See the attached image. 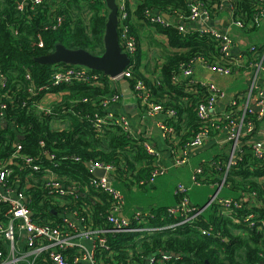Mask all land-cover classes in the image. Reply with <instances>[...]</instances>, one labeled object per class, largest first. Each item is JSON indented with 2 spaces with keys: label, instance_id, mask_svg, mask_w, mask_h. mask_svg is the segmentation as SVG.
Wrapping results in <instances>:
<instances>
[{
  "label": "trees",
  "instance_id": "trees-1",
  "mask_svg": "<svg viewBox=\"0 0 264 264\" xmlns=\"http://www.w3.org/2000/svg\"><path fill=\"white\" fill-rule=\"evenodd\" d=\"M124 1L128 17L123 26L137 39V50L131 62L133 77L145 80L152 96L157 101H164L166 109L177 112V121L169 119L167 122L175 127L180 145H185L200 130L201 121L196 109L207 99L208 92L205 88L191 85L188 79H175L183 64L193 61L195 69L201 67L195 60L199 57L208 62L219 60L221 46L207 34L202 35L198 31L183 34L174 25L163 27L148 21L147 10L184 19L190 14L194 0ZM197 1L204 4L213 21L224 16L223 0ZM133 2L136 5L132 6ZM230 5L233 9L231 19L239 22L240 28L246 32L254 30L258 21L264 18V0H231ZM107 17L104 0H41L35 5L32 0H25L24 3L0 0V76L6 78L5 84L0 82V102L8 105L5 114L10 120L7 126L0 123V160L15 150L14 142L20 141L24 154L43 158L56 174L69 176L79 184L82 189L71 207L86 209L92 215L94 226L99 227L110 226L107 217L112 204L106 193L93 188L85 189L93 178L87 164L100 162L113 165L114 184L123 192L124 187L128 190L135 186L148 188L155 163V157L147 153L138 137L121 128L114 130L106 127L99 132L93 125L94 115L105 113L100 106L101 99L120 91V84L111 83L105 77L101 78L102 86L83 82L53 86L52 91L57 95L50 103L53 110L48 116L16 106L33 98L28 93L31 85L26 79L28 72H31L35 86H51L54 70L36 59L50 55L58 44L102 55ZM143 25H148L163 38V41L153 38V42L171 51L170 56L151 69L153 73L145 71L143 62ZM236 71L233 68V72ZM85 99L88 101L84 102ZM87 116L91 119L88 120ZM252 119L256 126L255 138L262 120H258L255 114L249 117L247 114L246 121ZM232 120L239 122L240 114L226 120V123ZM212 134L216 138L220 136L218 131ZM243 141L245 145L239 151L237 162L228 172L225 163L229 154L226 148L230 145L215 142V147L224 151L216 155L215 164L204 162L197 174L201 185H213L214 188L222 185L220 195L223 198L240 202L233 214L223 213L222 206L215 203L189 225L163 229L127 244L116 243L109 235L113 254L98 248L97 258L118 264H148L154 255L173 253L175 256L169 264H264V227L259 229L260 221L264 220V158L257 157L253 146L246 144V139ZM42 142L44 146H41ZM47 154L54 158L48 159ZM42 192V189L38 191L39 199ZM95 197L101 202H97ZM195 207L202 209L205 206ZM37 208L40 209L39 206ZM168 208L144 210L151 215L148 224H171L179 219L168 214ZM43 210L45 213L40 214L43 221H52L54 225L60 222L58 207L53 206L51 210L47 206ZM250 215L255 216L253 221L257 223L254 227L249 226ZM201 227H206L210 234L200 232ZM72 253L75 251H68V254ZM39 264L54 263L41 259Z\"/></svg>",
  "mask_w": 264,
  "mask_h": 264
},
{
  "label": "built area",
  "instance_id": "built-area-1",
  "mask_svg": "<svg viewBox=\"0 0 264 264\" xmlns=\"http://www.w3.org/2000/svg\"><path fill=\"white\" fill-rule=\"evenodd\" d=\"M24 2L25 0L21 3ZM32 2L35 5L41 0H32ZM223 2L225 10L228 6V13L231 18L233 10L230 5L231 0H223ZM117 4L120 22L119 41L123 52L128 54L132 62V56L137 50V39L127 27L123 26L128 17L126 2L119 0ZM164 15L167 14L162 12L157 14V12L147 10L148 21L152 24L163 27L174 25L183 34L198 31L202 35L207 34L219 42L221 46L219 60L208 62L200 57L195 59L208 72L230 75L234 73L233 68L237 70L238 68H248L254 73L251 86L247 92L237 96L230 103H224L227 95L216 83L196 78L197 69H195L193 61L182 65L175 80L188 79L191 85L197 88H205L208 92L207 99L198 104L196 109L197 117L201 121L200 130L185 145H180L175 127L167 122L169 119L177 121V112L173 109H166L164 101H157L152 96L145 80L133 77L132 65L116 77L104 76L101 72L94 73L95 71L81 66H51L54 70L50 80L51 86H35L32 74L28 72L26 79L31 82L28 93L33 98L19 102L16 108L21 105L27 112L48 116L53 109L50 102L47 103L44 100L49 95H57L52 91L53 86H68L74 82L102 86L101 78L105 77L111 83H119L121 86L122 80H128L131 82V91L136 102V108L146 116L161 118V120L156 121L155 125L161 132L165 144L164 149L154 146L145 136L137 134L127 117L109 111L113 105L123 102L124 94L121 88L120 91L101 99L100 106L105 113L94 115L93 125L99 132L106 127H112L114 130L121 128L129 135L141 139L143 148L155 157L149 184L154 183L155 179L166 173L170 167L186 164L192 150L202 148L210 142L220 144L226 142L231 146L230 152L234 153H228L229 158L225 163L227 172L236 164L239 151L245 145L243 141L245 139L246 144L253 146L255 155L264 158V140H258L257 137L253 138V133L256 131L255 121L253 119L246 121L247 114L248 117L255 114L258 120H264L262 108L264 106V82L259 81L261 76L264 77V44L252 45L249 48V53L235 55L232 52L233 39L228 32L220 31L214 27L197 28L199 22L213 21L211 13L203 3L197 0H194L190 14L184 19L171 18L169 15L170 19H167ZM235 24L241 26L239 22H235ZM5 80L6 78L1 75L0 82L5 84ZM42 93H44L43 96L37 99V96ZM87 101V99L84 100V102ZM253 104L259 107L258 111L253 109ZM229 107L232 108L228 111ZM6 110H8V105L0 102V123L5 124V126L10 122L5 114ZM238 114H240L239 122L232 120L226 123V120ZM87 119L90 120L91 117L87 116ZM213 131L220 132V136L214 137ZM13 146L15 150L0 160V264H39L41 259L50 260L54 264H118L97 258L98 248H103L110 255L113 254V250H111L113 245L109 235L116 243L124 242L127 244L132 240H140L163 229L189 225L215 203L220 204L223 213L227 215L233 214L234 208L240 206L239 201L233 198H223L220 195L222 185L205 207L200 209L191 206L189 199L191 187L179 184L177 187L178 206L167 209L168 214L179 217L175 222L151 226L148 224L149 217H151L150 213L140 210L133 213L131 217L124 218L123 210L126 206V197L114 184V167L110 164L97 162L92 164L99 169H105L106 174L101 178H91L85 189L93 188L106 193L110 197L112 205L107 217L108 226H110H94L92 215L85 211L86 209H72L71 207L78 200V193L82 189L74 179L56 174L52 167L50 168L45 164L43 158L24 154L23 145L20 141L14 142ZM41 146H44V142L41 143ZM165 154L169 155L167 164L163 162ZM47 157L50 160L54 158L51 154H47ZM200 171L201 169L197 170L193 176V183L197 186L201 185L197 175ZM13 175L15 178L10 182L9 179ZM142 184L144 183L142 182ZM40 189L43 192L39 199L38 191ZM94 199L101 202L98 197ZM47 206L51 210H53V206L58 207L57 214H59L60 222L54 225L52 221L42 220L40 214L45 213L43 209ZM54 213L56 212L54 211ZM254 218V215L248 217L251 227L257 223L253 221ZM234 221H236L235 218ZM263 227L264 220L260 221L259 229ZM205 228L201 227L200 232L209 235L210 232ZM73 250L75 253L68 254V251ZM172 257L174 256L167 253L154 255L148 264H169Z\"/></svg>",
  "mask_w": 264,
  "mask_h": 264
},
{
  "label": "crops",
  "instance_id": "crops-1",
  "mask_svg": "<svg viewBox=\"0 0 264 264\" xmlns=\"http://www.w3.org/2000/svg\"><path fill=\"white\" fill-rule=\"evenodd\" d=\"M133 5H136V3L133 2L132 6ZM215 22H216L215 26H211L210 21L206 23L199 22L197 23V28L201 29L203 27H214L220 31L228 32L230 37L233 39L232 52L235 55L249 53V48L252 45L264 44V18H261L258 21V26L254 30H252L251 32H246L245 30L237 26L235 22H233V20L230 18L229 13H228V6H227L224 16L215 20ZM142 33H143L142 34L143 35L142 37V42H143L142 48L143 49L142 50L144 53L143 62L146 65L145 71L149 73H153L151 69H155V66L158 63L163 62L165 60L164 59L165 57L155 58L154 64L151 65L152 62L150 61L152 60V57H154V54L152 53V51L148 52L149 50L148 41L149 39L150 40L152 39V43L155 44L156 42H153V38L158 41H163L162 40L163 38H161L158 34L154 33L150 29L149 26L143 25ZM156 45L160 47L158 43H156ZM153 52H155V50H153ZM253 74L254 73L248 68H242L230 75H218V74L210 73L202 67H198L196 71V78L199 80L212 81L216 83V85L221 90H223L227 95L224 103H230L237 96L243 95L247 92V90L251 86ZM259 81L264 82V77L261 76V80ZM121 91L124 94L122 90V86H121ZM53 99H54V95H49L48 97L45 98L44 101H46L47 103L49 102L51 103ZM124 100L125 98L123 99V102L121 104L113 105L109 111L114 114L127 117L131 123L132 128L137 134L145 136V138L148 139L150 142H152L154 146H157L160 149H164L165 144L162 139L161 132L155 125L156 121L161 120V118H153V117L146 116L143 113H141L138 108H136V102L131 105H125ZM262 108L264 110V106ZM253 109L255 111H258L259 107L253 104ZM263 135H264V120H262V122H260L259 124L257 139L264 140ZM221 144L224 145L226 144V142H222ZM215 145L217 144L210 142V143H207L202 148L192 150L189 155V160L186 164L170 167L166 173H164L161 176H158L155 179L154 183H150V186L148 188L133 187L131 190L134 193L145 192V191L146 192L150 191L151 193H155L158 190V194H157L156 199L153 202H151L150 203L151 205L149 204L147 208H140V207L138 208L137 206L135 207L129 206L128 200L126 198V206L123 210L124 212L123 217L124 218L131 217L133 213H136L139 210L144 211L143 209L151 210L153 208H159V207L176 208L178 206L177 187L179 184H183V185L191 187V190L189 192V199H190L191 206L203 205L201 201L204 195L201 191L196 192L195 188L210 189L206 195L207 196L206 202L204 203V206H206L209 200L215 194V192L219 190V188H214L213 185L212 186L194 185L193 176L196 174L197 170L201 169V165L204 162L208 161L211 164L215 162L214 159L217 157L216 156L217 154L209 153V151L212 150L215 147ZM230 148L231 146L229 147L227 146L226 153H234L232 151L230 152ZM206 154H209V156L205 157ZM196 158H199L201 161L200 162L198 161V163L194 162ZM163 162L165 164L169 162V155L165 154L163 156ZM169 175L173 177V180L170 186L166 187L167 182H163V181L165 177ZM177 179H180V180L175 182L174 180H177ZM88 245H90V243H88Z\"/></svg>",
  "mask_w": 264,
  "mask_h": 264
},
{
  "label": "water",
  "instance_id": "water-1",
  "mask_svg": "<svg viewBox=\"0 0 264 264\" xmlns=\"http://www.w3.org/2000/svg\"><path fill=\"white\" fill-rule=\"evenodd\" d=\"M19 1L22 2L23 0ZM104 2L108 9V17L104 34L105 49L102 55H93L84 49H69L62 44H58L50 55L37 58L36 61L49 66L86 67L91 71L101 72L104 76L111 77H116L127 69L131 65V58L126 52H123L119 41V6L116 0H104ZM157 14H161V12L158 11ZM164 16L170 19L168 15ZM215 24V21H210L211 26H215ZM120 83L124 92V104H134L131 82L122 80ZM87 168L95 178H101L106 174L105 169H99L92 163H88ZM171 256H175V254L172 253Z\"/></svg>",
  "mask_w": 264,
  "mask_h": 264
},
{
  "label": "rangeland",
  "instance_id": "rangeland-1",
  "mask_svg": "<svg viewBox=\"0 0 264 264\" xmlns=\"http://www.w3.org/2000/svg\"><path fill=\"white\" fill-rule=\"evenodd\" d=\"M148 42H149V50H148V52L152 51V53L154 54V57H152V60L150 61V62H152L151 65L154 64L155 56L162 58V57H166V56H170L171 55V51L168 50L166 47H163L161 44H159L160 47L157 46L156 43L155 44L152 43V39L151 40L149 39ZM153 50H155V52H153ZM223 151L224 150L220 149L219 147H214L212 150L209 151V153L210 154H219L220 155V154H222ZM206 155H205V157L209 156V154H206ZM198 161L200 162L201 160L199 158H196L194 160V162H196V163H198ZM172 180H173V177L171 175H169V176L165 177L163 182H167V185H166V187H167V186H170ZM178 180H180V179H177V180H174V181L176 182ZM209 190L210 189H208V188H195L196 192L201 191L203 193V195H204V197L202 198V201H201L202 204H204L206 202V199H207L206 195L209 192ZM122 193L123 194L125 193L126 198L128 200V205L129 206H134V207L137 206L138 208L139 207L140 208H147L148 205L156 199L157 194H158V190L155 193H151L150 191L134 193V192H132V190H128V189L124 188ZM143 210H145V209H143Z\"/></svg>",
  "mask_w": 264,
  "mask_h": 264
}]
</instances>
